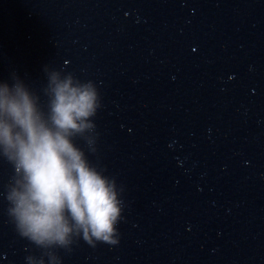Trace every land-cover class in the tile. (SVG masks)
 <instances>
[{"label":"clouds","instance_id":"obj_1","mask_svg":"<svg viewBox=\"0 0 264 264\" xmlns=\"http://www.w3.org/2000/svg\"><path fill=\"white\" fill-rule=\"evenodd\" d=\"M47 111L40 97L13 74L0 82V156L14 169L7 187V213L20 237L43 250L27 264H61L55 249L70 251L83 239L117 245L123 211L115 178L92 164L75 143L83 138L95 153L92 118L101 98L92 81L45 66Z\"/></svg>","mask_w":264,"mask_h":264}]
</instances>
